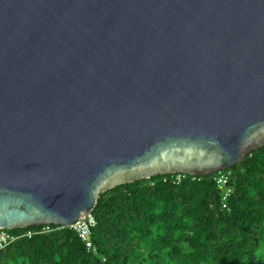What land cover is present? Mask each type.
I'll use <instances>...</instances> for the list:
<instances>
[{"label":"water","instance_id":"water-1","mask_svg":"<svg viewBox=\"0 0 264 264\" xmlns=\"http://www.w3.org/2000/svg\"><path fill=\"white\" fill-rule=\"evenodd\" d=\"M264 146V0H0V229Z\"/></svg>","mask_w":264,"mask_h":264},{"label":"trees","instance_id":"trees-1","mask_svg":"<svg viewBox=\"0 0 264 264\" xmlns=\"http://www.w3.org/2000/svg\"><path fill=\"white\" fill-rule=\"evenodd\" d=\"M230 171L231 193L205 176L169 173L116 185L91 214V247L50 224L5 229L23 237L0 250V264H264V146ZM53 229V230H52Z\"/></svg>","mask_w":264,"mask_h":264},{"label":"built area","instance_id":"built-area-1","mask_svg":"<svg viewBox=\"0 0 264 264\" xmlns=\"http://www.w3.org/2000/svg\"><path fill=\"white\" fill-rule=\"evenodd\" d=\"M180 174L175 175L174 181L180 180ZM229 177L230 171L222 172L221 170L218 171L217 176L214 177L215 184L219 190L223 192V199L231 193V186L229 185ZM95 218L94 216L89 213L82 217H79L75 221L67 225H57L54 229H61L63 227H68L69 229L74 230L79 238L85 243L87 248L91 247L90 242V234L91 228L95 225ZM50 224H42L38 229L39 232H48L50 231ZM53 230V229H52ZM36 231L33 229H27L23 232H8L5 229H0V250L4 248L6 245L19 240L23 237H31Z\"/></svg>","mask_w":264,"mask_h":264},{"label":"rangeland","instance_id":"rangeland-1","mask_svg":"<svg viewBox=\"0 0 264 264\" xmlns=\"http://www.w3.org/2000/svg\"><path fill=\"white\" fill-rule=\"evenodd\" d=\"M14 232H18V231H14Z\"/></svg>","mask_w":264,"mask_h":264}]
</instances>
